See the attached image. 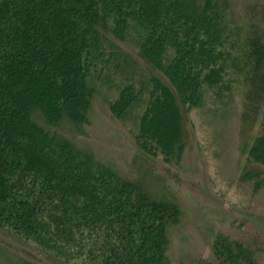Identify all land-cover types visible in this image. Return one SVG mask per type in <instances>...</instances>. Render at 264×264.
Wrapping results in <instances>:
<instances>
[{
	"label": "trees",
	"instance_id": "16d2710c",
	"mask_svg": "<svg viewBox=\"0 0 264 264\" xmlns=\"http://www.w3.org/2000/svg\"><path fill=\"white\" fill-rule=\"evenodd\" d=\"M187 1L0 0V227L66 264H170L167 232L178 204L153 198L141 181L110 166L87 165L70 138L86 135L91 78L120 54L132 27L143 25L134 60L146 68L149 88L133 139L140 153L179 163L188 114L227 36L231 6L194 0L198 8L189 12ZM255 28L243 40L241 119L249 125L264 105V34ZM140 95L131 81L123 84L110 116L121 120ZM260 128L247 149L264 164V116ZM214 251L220 264L253 263L252 250L229 238L215 240Z\"/></svg>",
	"mask_w": 264,
	"mask_h": 264
},
{
	"label": "rangeland",
	"instance_id": "374dc122",
	"mask_svg": "<svg viewBox=\"0 0 264 264\" xmlns=\"http://www.w3.org/2000/svg\"><path fill=\"white\" fill-rule=\"evenodd\" d=\"M228 1L227 36L221 37L220 49L203 72L195 105L188 114L187 146L179 163L166 164L161 156L140 153L133 139L149 88L146 68L134 60L143 25L132 27L127 41L120 44V54L91 78L94 98L86 135L70 138L88 158L87 165L110 166L121 177L141 181L153 198L164 197L178 204V221L167 232L170 264H220L214 242L221 237L252 250V264H264V164L252 161L255 155L247 149L260 134L264 105L253 125L241 119L243 73L248 61L243 40L254 31L250 24L264 34V0ZM187 2L192 6L187 7L189 12L197 10L196 1ZM171 45L169 59L177 44ZM201 57L200 51L195 52L194 59ZM152 74L167 83L162 74ZM130 81L141 95L121 120L113 119L109 103ZM4 261L66 264L0 227V264Z\"/></svg>",
	"mask_w": 264,
	"mask_h": 264
}]
</instances>
